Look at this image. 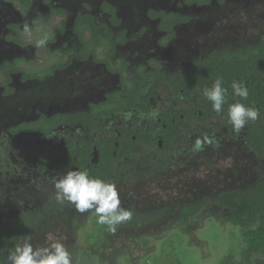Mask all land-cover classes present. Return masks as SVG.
Here are the masks:
<instances>
[{
	"label": "flooded vegetation",
	"instance_id": "obj_1",
	"mask_svg": "<svg viewBox=\"0 0 264 264\" xmlns=\"http://www.w3.org/2000/svg\"><path fill=\"white\" fill-rule=\"evenodd\" d=\"M218 77L227 89L220 113L202 95ZM234 80L244 82L248 96L264 90V0H0V227L23 226L0 251L8 255L15 241H32L52 222H73L78 231L86 219L96 220L94 211L58 203L52 184L69 170L87 169L91 178L114 183L121 207L133 212L118 229L132 230L128 239L137 249L146 246L139 261L156 263L163 247L174 245L180 264L229 262L206 257L209 244L191 235L206 217L241 230L217 204L232 187L223 174L211 178L225 184L216 194L188 191V201L149 208L140 199L203 164L212 169L217 157L235 167L249 153L264 167L248 142L257 130L264 140V104L253 100L259 119L236 132L228 107H248V97L233 95ZM261 177L244 167L232 184L245 189ZM186 205H201L190 232L179 222ZM105 240L90 246L95 254L86 250L102 262L109 259ZM182 249L200 254L183 261ZM130 253L117 259L134 264Z\"/></svg>",
	"mask_w": 264,
	"mask_h": 264
},
{
	"label": "rangeland",
	"instance_id": "obj_2",
	"mask_svg": "<svg viewBox=\"0 0 264 264\" xmlns=\"http://www.w3.org/2000/svg\"><path fill=\"white\" fill-rule=\"evenodd\" d=\"M248 132L251 133L252 130L250 129ZM258 163H261V161H253V157L250 156L249 153L248 156L235 167H233V162L230 159L226 158L225 160H219L217 157L213 160V163H210L213 165L212 169H207L206 164H203V168H200L198 173H195L194 171L186 173L180 177L178 183L174 184L170 181L162 184L158 183L157 186L162 188L152 191L153 193L151 192L148 196L143 195L140 199V201H143L141 206L146 208L151 206H162L164 204L178 202L179 198L183 196V201H188L185 196L191 197L190 195L193 191H195V196H197L196 194L198 192L200 196V193L203 190H209L210 194H216L218 191L224 189L225 182L228 186H230L233 181H237L239 179L238 176L240 175V172L243 171L244 167L247 168L250 173L255 174L256 177L263 176L264 171L257 168ZM220 174L224 175V183H219V186H217V184H215L216 180H212L211 178H214L215 175L217 177V175ZM153 194L157 195L151 196ZM197 200H199V198ZM208 200H211V197H209ZM206 219L203 221L199 220L196 223L199 231L196 228L194 229V232L191 233L193 237L209 244V248L212 252L211 254L206 252V257L217 258L218 256L220 259H226L227 257L230 261L226 264H235L236 262H233L235 258L243 261L245 259L244 256L247 248L243 231L240 229H234L228 225H223L222 223L220 228L213 220L209 219L207 221ZM95 222L97 223V219H86L78 231H76L77 225L73 222H52L43 229L41 227V232H35V239H33L31 243L34 247L48 246L56 241L64 243L71 254L72 264H108L109 262L107 261H112L114 264L117 260H119V264H128L126 256L121 259H117V257L118 255H122L124 252L130 253V251H132L131 258H134L136 261L134 264H180V255L177 251H175L174 245L163 247L164 254L162 255L164 258L161 259V257L156 256L158 259L156 263L153 259L139 261L142 259L141 256L146 254V246L143 244V246H140L139 249H137V246L130 239H128L132 230H119L118 228L121 226V224H119L116 226V231L113 233L109 231L107 225L99 224L98 226ZM154 232L157 231L154 230ZM147 234L150 237H154L152 230H149ZM156 235H159V233ZM172 238L176 239L174 236H172ZM172 238L167 243H174L175 240H172ZM102 239H106L104 242L108 244V247H106L102 253L104 257L109 259H104V262L96 256H90V252L86 251L90 249L91 245L93 246L101 243ZM146 242L148 241L146 240ZM149 242L154 244L156 243L154 240H149ZM100 245H97V248H99ZM205 250L207 251V249ZM189 254L194 257L195 254H200V252L198 249H193L192 252L189 253L188 251L182 249L181 259L183 261H189ZM255 258L256 257L254 256L251 257L252 264L254 263ZM261 258H264V255H261Z\"/></svg>",
	"mask_w": 264,
	"mask_h": 264
},
{
	"label": "clouds",
	"instance_id": "obj_3",
	"mask_svg": "<svg viewBox=\"0 0 264 264\" xmlns=\"http://www.w3.org/2000/svg\"><path fill=\"white\" fill-rule=\"evenodd\" d=\"M231 87L234 96L242 99L248 97V89L243 81L234 80ZM226 91L223 79L218 77L210 88L205 87L202 90V95L211 102L213 111L220 113L226 103ZM150 115L154 117L157 113L153 111ZM259 117L260 113L255 106L246 107L240 101L228 107V122L236 132L241 131L249 121L255 122ZM204 142L211 141L205 137ZM202 147L203 142L197 138L194 150H202ZM52 184L58 203H67L79 213L94 211L97 223L107 225L113 233L117 225L132 219L133 212L121 207L117 186L99 178H91L87 169L69 170L58 178H52ZM5 264H72V258L65 244L60 241L48 246L34 247L30 237H24L15 241L9 249Z\"/></svg>",
	"mask_w": 264,
	"mask_h": 264
},
{
	"label": "trees",
	"instance_id": "obj_4",
	"mask_svg": "<svg viewBox=\"0 0 264 264\" xmlns=\"http://www.w3.org/2000/svg\"><path fill=\"white\" fill-rule=\"evenodd\" d=\"M256 92L257 90L249 94L252 96H248L246 100L248 107L252 105L251 103L255 99L258 104H264V90H262L259 98H256ZM262 111H264V106ZM258 135V130L248 135V142L252 150L263 160L262 165L264 166V140L260 141ZM260 170L264 171V167H261ZM217 204L226 209L224 219L233 226L241 227L243 231L247 243L246 257H244L246 264H250L251 257L255 255L257 256L254 264H264V258H261V255H264V175L245 189L235 188L232 184V187L220 194L217 198ZM200 211L201 205H186L181 209L179 222L181 226L185 227V232L191 231L187 224L191 223ZM24 227L30 228L28 224H25ZM22 229V225L15 223L0 227V248L2 245L10 244L12 239L21 233ZM93 247L90 249L95 254ZM6 252L7 250L5 252L0 251V262L6 257Z\"/></svg>",
	"mask_w": 264,
	"mask_h": 264
}]
</instances>
